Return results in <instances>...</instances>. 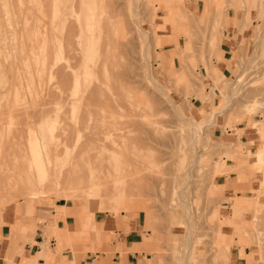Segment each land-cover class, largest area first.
<instances>
[{
    "label": "rangeland",
    "instance_id": "obj_1",
    "mask_svg": "<svg viewBox=\"0 0 264 264\" xmlns=\"http://www.w3.org/2000/svg\"><path fill=\"white\" fill-rule=\"evenodd\" d=\"M16 1L19 6L22 4V9L12 0L15 11L18 9L22 11L27 4L30 5L26 7L25 13L23 11L20 14L17 13L22 16V19L25 16L23 24L20 16L19 20L15 15L16 13H13L14 18L9 20L10 12L0 9L3 15L1 11L0 14L5 16L0 15L2 22L0 23V70L5 68L0 72V140L4 141L5 137V141L12 140H10L12 147L7 143L5 148L15 149L20 142L28 145L44 143L45 136L49 135L48 141L59 144L58 147L61 149L57 152L58 161L66 163L67 160L71 161L73 156L72 161L77 158L84 163L80 166V173L87 175L88 166L85 163L89 162L95 166L99 163V156L111 157L115 152L111 150L113 145L109 146V150L96 147L101 141L97 144L94 135L78 138L76 129L83 126L81 122L87 110L91 115L89 120L91 126H100L101 118L99 117L103 115L99 113L103 111L101 108L103 104L100 102L105 104L108 101V106H114V111L117 104L116 109L119 107V111H115L118 112L117 114L112 112L107 115H113L114 119L127 122L129 128H127L126 137L129 135L127 139L131 141L127 140L124 143L126 146L129 145L128 147L132 146L129 151L128 147H122L123 145L118 147L120 150L123 148L124 151H121L123 155L128 153L129 158L124 155L126 158L123 159L128 158L130 161L126 163L123 160L120 163V159L118 170L115 166L113 171L120 170L127 175L131 174L127 176V193L123 204L116 206L114 202H110V207L107 206L103 210L99 209L97 199L80 195L83 198L73 196L68 200L51 186L40 187L35 194L29 196L11 194L14 195V197L10 196L11 201L9 198L7 202H0L2 262L17 264L22 254L31 249L29 240H25L22 245L18 243V239H21L18 225L22 222L30 226L29 236L35 237L40 242L38 246H34L33 253L38 250L43 254L54 253L59 249V242L66 239L67 241L61 243L65 260L71 259L74 264L92 261H95V264H113L112 256L115 247L110 244L111 237L110 232L107 231L106 220L116 221L119 228H122V221L126 220L137 226L138 243L133 250L140 253V257H147L148 264H230V252H225L226 246H230L229 251L232 247L253 246L257 254L255 257L252 254L248 256L250 260L248 264H264V204L262 203L264 189L262 192L251 190L250 193H245L244 189L232 186L227 181L230 173L236 169L244 171L247 167L251 171L264 170V154L260 157L256 156L257 152L264 150V0H106V2L96 0L100 1L95 11L96 17L101 19L103 25L104 21H107L104 27L107 25V28L109 25L108 33L103 25L102 28H95L91 32L90 13L87 11L89 5L84 3V11L72 19L73 24L70 26L74 33L82 36L84 33L85 36H83L84 39L75 37L77 40H75V47L79 53L84 47L81 53L84 59L77 53L78 60L74 63L79 62V67L75 65L74 69L69 67L72 60L66 58L64 39L58 38L60 35L64 37L70 27L63 26L61 19L55 18L53 12L52 17L49 15V9L53 11L50 5L54 0H44L47 8L45 2L41 0H27L26 5H24L26 0ZM92 1L89 0L90 3ZM40 2L44 3L42 4L44 7L39 5ZM104 3H107V6ZM100 4L102 6L104 4L103 8L106 9L102 10ZM33 5L35 6L31 8ZM45 8L50 18L47 21ZM205 9L208 12L204 13ZM229 10L234 17L237 13L241 17V20L236 23L238 29L234 38L238 33L243 39L244 29L251 27L252 41L235 61L226 62L225 71H220L215 60L222 59L219 45L224 33L223 26L228 24ZM43 11L46 13L44 14ZM26 15H30V18L33 15L35 19H27ZM112 15L115 17L113 18ZM120 15L122 18L119 17ZM2 18L5 19L2 21ZM42 18L50 25L47 26L44 21L45 25H43L44 23L42 24L40 20ZM115 18L122 20L116 19L118 21L116 23ZM14 19L16 22L12 25L10 21L14 22ZM55 19L60 23L58 24ZM79 19H83L82 25ZM18 22L22 25L20 26ZM32 23H35L33 28L30 25ZM116 26L120 31L115 28ZM15 28L17 32H13L16 31ZM114 28L115 31H112ZM18 31L23 34V38L28 35V40L27 38L25 40L29 45L28 48L25 43L26 46H24V40H20L22 44H19L18 38L22 37V34ZM22 31L27 32L24 34ZM53 32L59 35L55 33L54 36ZM48 36L51 38L50 42L53 37L55 38L51 45L48 42ZM12 38H14L13 41ZM17 43L19 45L17 48H20L16 50ZM48 44L49 48L53 47L50 51L47 48L44 54ZM82 44L84 46H81ZM25 47L26 50H22ZM14 49L21 53L18 54L19 51L16 53ZM8 51H11V55ZM13 53H16L15 56ZM11 56L16 64L18 62L17 66L14 65V61L11 62L13 60ZM19 56H22L23 65L16 60L20 58ZM23 56H28L30 61L28 57L23 58ZM103 57L106 58V62ZM46 58L48 59L46 65L50 62L48 68L44 66ZM9 62L13 63L10 71L14 69V66L16 69L20 63L23 68L19 69V66L18 69H24L23 72L26 74L14 69L16 73L14 74L13 71L10 73H13L14 78L18 74L21 78L14 79L8 74ZM86 66H91V69L96 68L95 72L98 74L83 73ZM30 67H35L37 70ZM49 67H51L50 70ZM57 69H61V72ZM34 72L35 78H33ZM63 72L65 75H62ZM10 76L14 80H21L20 84L13 79L10 81ZM25 76H29V79ZM76 77L80 82L75 88ZM23 79L30 80L28 81L30 83L27 81L24 83ZM34 79L37 80L35 82L38 83L36 84L38 89L35 87ZM11 82H16L15 87H12ZM31 83L33 91L29 88ZM17 84H19L18 87ZM85 85L89 87L93 85L91 94L83 93L82 88H85ZM10 87L14 88V91H10ZM23 91H25L24 94ZM34 92L36 95L32 94ZM81 93L84 94H82L83 97L86 96L87 104H84L85 98L82 99V95L79 96ZM125 97L127 101L124 100ZM9 98L12 100L10 101ZM12 102H16L13 104L16 112L13 109L10 111L11 109L7 107L9 106L7 103L11 105ZM24 102L26 104L23 105ZM88 104L94 108L88 107ZM107 104H105L106 107ZM16 105H21V108L29 105L24 108V112H27L26 109L30 111L28 110V114L22 116L21 108L19 107L20 111L17 113ZM106 107L104 109L110 108V106ZM41 108L48 109L45 119L43 118L45 109L42 110V115L39 113ZM50 109L52 111L47 112ZM121 111H123L122 115ZM77 114L81 115L76 117ZM92 114L95 115L92 117ZM107 115V120L113 119ZM95 118L98 121H95ZM190 125L191 127L194 125L193 130H190ZM250 127L256 130L258 139L245 137V130ZM43 128H45L44 132H42ZM9 130L10 133L15 132L18 137L22 134V138L7 137ZM18 131H20L19 135ZM3 132L6 133L2 139ZM100 137L103 136L100 135ZM193 138L194 142L191 140ZM60 139L66 143L67 148L60 147L62 142ZM109 154L111 155L108 156ZM63 157L67 159L63 160ZM252 158L256 161L252 162ZM115 162L116 160L114 165L117 164ZM121 164L123 170L120 168ZM230 188H233V191H228ZM101 190L104 188L101 187ZM237 191L242 194L240 197L237 196ZM56 204H62L63 208L72 206L73 216L70 218L68 214L65 215L63 208L55 207ZM185 204L188 205L185 206ZM30 208L32 211L29 210ZM85 209L90 211V214L93 213L94 226L83 225ZM54 213H58L57 223H52ZM35 221L38 222L39 227L34 225ZM42 242L47 243V251H43ZM45 259L53 261V257L50 256H46ZM45 259L42 255L38 256L37 263H45Z\"/></svg>",
    "mask_w": 264,
    "mask_h": 264
},
{
    "label": "bare ground",
    "instance_id": "obj_2",
    "mask_svg": "<svg viewBox=\"0 0 264 264\" xmlns=\"http://www.w3.org/2000/svg\"><path fill=\"white\" fill-rule=\"evenodd\" d=\"M25 1V0H24ZM42 2H45L44 0H41ZM52 1V0H51ZM100 1H102V0H100ZM99 1V2H100ZM12 2V0H0V9H2L3 11L4 10H6V12L7 13H9L10 12V14L8 15V17H9V20L10 19H13L14 17H12L13 16V13H16L15 15H17V13L18 14H20V12H22L23 11V13H25V9H26V7L27 6H30V5H26V2L28 3V1L26 0L25 1V4L24 5H26V7L24 8V10H22V11H20L19 9V11L17 10V7H16V10L17 11H15V10H13V9H15V4L14 5H12L13 4V2H17L18 3V1H14L13 0V2ZM22 2V1H21ZM33 2V1H32ZM99 2H97L96 0H93L92 1V3H90L89 2V0H80V1H78V2H76L75 0H54V2H52V5H50V8H51V6L53 7V11H52V9H49V12H50V16H51V14H52V12H53V14H54V16H55V18H60L61 19V22L63 23V26H67V28H68V26L70 27L71 26V24H73V21H72V19L73 18H75V17H77V15H79L82 11H84V6H83V4L84 3H87L88 5H89V9L87 10V11H89V16H90V18H89V23H90V26H91V32L93 31V29H97V28H102V22H101V19L100 18H98V17H96V13H95V11H96V9L99 7L97 4L99 3ZM104 2H106V0L104 1ZM17 3H16V5H17ZM51 3V2H50ZM101 3H103V2H101ZM135 3V2H134ZM34 4V3H33ZM42 4H44V3H39V5L41 6V7H44V5H42ZM105 4V6H107L106 4L107 3H104ZM104 4H103V6H104ZM47 4H46V2H45V6H46ZM101 6H102V4H100ZM131 5V4H130ZM14 8H13V7ZM19 8H21L22 9V4H21V6H19V4L17 5ZM35 5H33V6H31V8H33ZM40 6H38V7H40ZM103 6L101 7V8H103ZM104 6V7H105ZM133 6H135V5H133ZM129 7H131V6H129ZM28 8V7H27ZM30 8V9H31ZM46 8H47V6H46ZM46 8H45V11L47 12L48 10H46ZM134 8V7H133ZM29 9V10H30ZM36 9V8H35ZM104 9H106V8H103L102 10H104ZM13 10V11H12ZM33 10V9H32ZM31 10V11H32ZM51 10V11H50ZM130 10H131V8H130ZM1 11V10H0ZM15 11V12H14ZM45 11H43L44 12V14L46 13ZM107 11V10H106ZM33 12L35 13V11L33 10ZM49 12H47V17H48V13ZM110 12V11H109ZM32 13V12H31ZM34 13H33V15H34ZM1 14H2V11H1ZM0 14V15H1ZM107 14V13H106ZM109 14V13H108ZM110 14H112V13H110ZM3 15V14H2ZM1 15V16H2ZM5 15V14H4ZM23 15V14H22ZM32 15V18L33 19H35L34 18V16ZM39 15V14H38ZM37 15V16H38ZM45 15V16H46ZM10 16H11V18H10ZM18 16V19L20 20V18H21V22L22 21H24V17H23V19H22V16L21 15H17ZM19 16H20V18H19ZM28 18L27 19H31V20H33L32 18H30V15L28 16V15H26ZM82 16V15H81ZM104 16H105V14H104ZM2 17H5V16H2ZM40 17V16H39ZM52 17V16H51ZM106 17V16H105ZM111 17V16H110ZM112 17L114 18L115 17V15L113 16L112 15ZM116 17H118L117 15H116ZM119 17H121V15L119 16ZM41 18V17H40ZM81 18V17H80ZM104 18V17H103ZM109 18V17H108ZM122 18V17H121ZM120 18V19H121ZM3 19H5V18H2V21H3ZM7 19V18H6ZM16 19H17V17H16ZM16 19H14L15 21L14 22H12V20L10 21L11 22V24L12 23H15L16 22ZM47 19H49L50 20V18L48 17V18H46V21H47ZM105 19H107V18H105ZM117 18H115V22L117 23L118 21H121L120 19L117 21L116 20ZM8 20V19H7ZM40 20H42V24L45 22L44 20H43V18L42 19H40ZM48 20V21H49ZM75 20V19H74ZM81 19H79V21H80ZM83 20V19H82ZM82 20L80 21V23H81V25H82ZM18 21V20H17ZM44 21V22H43ZM55 21L58 23H60V21L58 20L57 21V19H55ZM109 21V20H108ZM113 21H114V19L111 21V27H112V24H113ZM21 22H18V23H20V26L23 24V22H22V24H21ZM31 22V21H30ZM49 22H51V21H49ZM54 22V21H53ZM105 23L107 22V21H104ZM0 23L2 24V22L0 21ZM5 23H6V21H5ZM18 23H17V25H18ZM36 23V22H35ZM35 23H32V24H30V25H32V28H33V24H35ZM46 23V22H45ZM45 23L43 24V25H45ZM58 23V24H59ZM105 23H104V25H105ZM8 24V23H7ZM47 24V26H49L50 25V23H46ZM107 24V23H106ZM5 25V24H4ZM13 25V24H12ZM14 25H16V24H14ZM25 25V24H24ZM29 25V26H30ZM42 25V26H43ZM55 25V24H54ZM57 25V24H56ZM85 25V24H84ZM104 25H103V27H104ZM19 26V27H20ZM38 26V25H37ZM41 26V27H42ZM51 26H52V24H51ZM50 26V28H52ZM107 26V25H106ZM106 26L104 27L105 29H106V31H107V29H108V27H109V25H108V27L106 28ZM12 28H14L13 26H11ZM31 27V26H30ZM41 27H39V28H41ZM54 27V26H53ZM83 27V26H82ZM81 27V28H82ZM21 28H23V27H21ZM27 28H29V27H27ZM31 28V29H32ZM104 28L102 29V30H104ZM116 29H118L117 28V26L115 27ZM115 28H114V30H112V31H115ZM77 29V28H76ZM109 29H111V28H109ZM14 30V29H13ZM15 30L16 31H13V32H17V29L15 28ZM19 30V29H18ZM22 30H24V29H22ZM29 30H30V28H29ZM28 29H27V31H29ZM54 30V29H53ZM57 30H59V29H57ZM56 30V31H57ZM84 30V29H83ZM82 30V31H83ZM119 30V29H118ZM21 31V30H20ZM27 31H25V33L27 32ZM79 31V30H78ZM77 31V32H78ZM98 31H99V29H98ZM98 31H96L97 33H98ZM120 31V30H119ZM19 32V31H18ZM23 32V31H22ZM30 32H32V31H30ZM45 32V31H44ZM67 32V31H66ZM75 31H73V29H72V27H70L69 28V30H68V32H67V34L64 36V37H62L63 35H60V36H58V38H62V40L64 41L63 42V44L65 43V46H66V51H67V59L68 60H72L71 62H72V64H69V67L71 68V69H74V68H76V67H79L78 65H79V62L77 63V64H75L77 61L76 60H78L77 58H78V56H77V53H79V51L76 49L77 47H75L76 45H75V37H83L84 36V33H83V36L82 35H78V33H74ZM100 32V31H99ZM108 32H110V30L109 31H107V33ZM24 33V32H23ZM24 33V34H25ZM48 33V32H47ZM50 33V32H49ZM54 33V36H55V33H57V32H53ZM64 33V32H63ZM97 33L95 34V35H97ZM19 34H22L21 32H19ZM18 34V35H19ZM27 34H29V33H27ZM58 34V33H57ZM110 34V33H109ZM115 34V33H114ZM16 36L15 37H17V34H15ZM30 35H31V33H30ZM29 35V36H30ZM45 35H49V34H46L45 33ZM59 35V34H58ZM108 35V34H107ZM111 35V34H110ZM28 36V35H27ZM27 36L25 37V35H24V37L25 38H23V34H22V37H19L18 39H19V41L20 40H24L23 41V44L25 43H27L25 40H26V38H27ZM86 36H88L87 34H86ZM90 36V35H89ZM45 37H47V36H45ZM44 37V38H45ZM49 37V36H48ZM85 37V36H84ZM84 37H83V39H84ZM5 38H7V37H5ZM20 38H23V39H20ZM60 38V39H61ZM87 38H89V37H87ZM105 38H107V36L105 37ZM13 39L14 38H12V41H13ZM46 39V38H45ZM50 37L48 38V42H50ZM59 39V40H60ZM83 39H82V41H83ZM111 39V38H110ZM9 40V39H8ZM7 40V41H8ZM17 40V39H16ZM27 40H28V38H27ZM55 40V38L53 37V39H52V41H54ZM85 40H86V38H85ZM103 40H104V38H103ZM12 41L10 42V43H12ZM51 41V42H52ZM77 41V40H76ZM81 41V42H82ZM106 41H107V39H106ZM106 41H104V42H106ZM110 41V40H109ZM15 42H17V41H15ZM51 42L49 43L50 45H51ZM103 42V41H102ZM47 43V42H46ZM54 44H55V42H53ZM99 43H101V42H99ZM110 43V42H109ZM14 44V43H13ZM16 44V43H15ZM19 44H22L21 43V41L19 42ZM24 44V46H26L27 45V48H28V44H26L25 45ZM49 44L46 46V50H45V52H44V54L46 53V51L48 50L47 48H49L50 46H49ZM83 44H84V42H83ZM81 45V46H84V45ZM11 45V44H10ZM56 45V44H55ZM99 45V44H98ZM102 45H104V44H102ZM11 46H13V45H11ZM19 45H18V43H17V46H16V50L17 49H19V48H17ZM21 46V45H20ZM49 46V47H48ZM105 46V45H104ZM104 46H102V48L104 47ZM109 46H110V44H109ZM44 47V46H43ZM52 47L53 46H51V48H49V51H50V49H52ZM111 47V46H110ZM12 48V47H11ZM82 48V47H81ZM98 48V47H97ZM26 50V47L25 48H23L22 50ZM83 49H84V47H83ZM83 49L82 50H80L81 52L79 53V55L80 56H82L81 55V53H82V51H83ZM101 49V48H100ZM99 49V50H100ZM111 49V48H110ZM15 50V49H14ZM15 50V51H16ZM21 50V49H20ZM29 49H27V51H28ZM34 50V49H33ZM36 50V49H35ZM105 50V49H104ZM12 51V50H11ZM11 51L9 52L8 51V53L11 55ZM19 51V50H18ZM18 51H16V53L18 52ZM43 51V50H42ZM42 51H41V54H42ZM78 51V52H77ZM37 53H38V51H36ZM109 52V51H108ZM16 53H13V56H15L14 54H16ZM21 53V51H19L18 52V54H20ZM104 53V52H103ZM264 53V52H263ZM17 54V55H18ZM17 55H16V57H17ZM22 55V54H21ZM23 55H24V52H23ZM25 55H26V52H25ZM28 55V54H27ZM47 55V54H46ZM45 55V56H46ZM49 55H50V53H49ZM100 55H102L101 54V51H100ZM28 56H30V55H28ZM27 56V57H28ZM32 56V55H31ZM51 56V55H50ZM20 57V56H19ZM22 57V56H21ZM21 57L19 58V59H17L16 58V60L18 61L19 60V62L20 63H22V65H23V61L21 60ZM27 58L26 56H23V58ZM44 57V56H43ZM112 57V56H111ZM11 58L13 59V57L11 56ZM29 58V57H28ZM40 58H42V57H40ZM39 58V59H40ZM51 59V57H48V59ZM101 58V57H100ZM104 58V57H103ZM113 58V57H112ZM47 59V58H46ZM45 59V60H46ZM48 59L46 60V62H45V68L47 67L48 68V65H49V63L50 62H48V65H46V63H47V61H48ZM82 59H84V57L82 56ZM82 59L80 60V63H81V61H82ZM25 60V59H24ZM29 61H30V58L28 59ZM97 60H98V58H97ZM97 60L95 61V62H97ZM103 60V59H102ZM14 61V59L13 60H11V62H13ZM22 61V62H21ZM51 61V60H50ZM54 61V60H53ZM53 61H51V62H53ZM74 61H75V63H74ZM104 61L106 62L107 60H106V58H104ZM39 62V61H38ZM70 61H69V63H71ZM0 63H1V61H0ZM13 63H15V61L13 62ZM12 63V64H13ZM20 63H19V66H20ZM32 63V62H31ZM12 64L9 62V68H8V70H9V73L8 74H10V75H12L13 76V78H14V75H13V73L15 72L16 73V71H13L14 69H15V66H17L18 65V62H17V64L15 63L14 65V69L12 70L13 71V73L11 74L10 72H12V71H10V68H11V66H12ZM30 64V63H29ZM28 64V65H29ZM53 63H51V65H52ZM63 64H65V63H63ZM62 64V65H63ZM106 64V63H105ZM32 66H35V64H31ZM30 65V66H31ZM50 65V66H51ZM75 65H77L76 67H75ZM95 65H96V63H95ZM99 65V64H98ZM18 66V67H19ZM13 67V66H12ZM18 67H16V69H18ZM21 67L22 66H20V68L19 69H21ZM60 67H61V65H60ZM80 67H81V65H80ZM23 68V67H22ZM30 68H33V70L35 69V67H30ZM39 68V67H38ZM50 68L51 67H49V70H50ZM62 68V67H61ZM81 68H83V66L81 67ZM92 67L90 66V67H88V66H86L85 68H84V71L85 72H83V73H85V74H89L90 73V75H91V73L92 72H95V69L96 68H94V69H91ZM98 68V67H97ZM3 69V68H2ZM0 70V72H2V71H4V69L3 70ZM12 69V68H11ZM15 69V70H16ZM18 69V70H19ZM56 69V68H55ZM64 69V68H63ZM7 70V71H8ZM32 70V71H33ZM35 70H37V69H35ZM40 70V69H39ZM43 70H44V68H43ZM43 70H41V71H43ZM47 70V69H46ZM49 70H47L48 72H49ZM53 70V69H52ZM58 70H60V71H58ZM65 70V69H64ZM63 70V71H64ZM81 70V69H80ZM264 70V69H263ZM23 72L24 71V69H22V70H19V72ZM29 71H31V69L29 70ZM57 71L58 72H61V69H57ZM68 71V70H67ZM97 71V70H96ZM99 71V70H98ZM18 72V73H19ZM36 72V71H35ZM35 72H34V75H33V78H35L36 76H35ZM66 72V71H65ZM65 72H63L62 73V75H65ZM14 73V74H15ZM17 73V74H18ZM31 73V72H30ZM67 73V72H66ZM81 73H82V71H81ZM96 74L95 75H97L98 73L97 72H95ZM23 74H26L25 72H23ZM22 74V75H23ZM32 74H33V72H32ZM31 74V75H32ZM102 74V72L100 73V75ZM110 74V73H109ZM3 75H4V73H3ZM22 75H20V76H22ZM31 75H29V76H31ZM38 75V74H37ZM49 75V74H48ZM61 74H60V76H62ZM72 75V74H71ZM93 75V74H92ZM100 75H98V76H100ZM264 75V74H263ZM7 76V75H6ZM12 76H10L11 78H10V81H12L11 79H13L12 78ZM17 76V75H16ZM15 76V78H20V77H18L19 76V74H18V76L16 77ZM24 76V75H23ZM29 76H25V77H29ZM35 76V77H34ZM38 77V76H37ZM7 78V77H6ZM14 78V79H15ZM22 78H24V77H22ZM41 78L43 79V76H41ZM64 78V77H63ZM82 78V77H81ZM8 79V78H7ZM13 79V80H14ZM21 79V78H20ZM25 79V78H24ZM24 79H23V81H24ZM29 79V78H28ZM36 79H38L39 80V78H36ZM72 79V78H71ZM261 79V78H260ZM81 80V79H80ZM87 80H88V78H87ZM14 81H16L17 83H19L20 84V82H21V80H14ZM22 81V82H23ZM27 81V79L24 81V83ZM28 81H30V80H28ZM27 81V83H30V82H28ZM31 81H33V80H31ZM35 81H37V80H35L34 79V81L33 82H35ZM63 81V80H62ZM16 82H14V83H16ZM32 82V83H33ZM61 82V81H60ZM80 81H79V79H78V77H76V79H75V82H74V87L76 88L77 87V84L79 83ZM82 82H83V80H82ZM89 82H90V80H89ZM93 82H94V80H93ZM13 82H11V85H12V87L15 85ZM32 83L31 84H29V85H31V86H29V88L30 89H32L31 87L33 86L32 85ZM42 83V82H41ZM65 83V82H64ZM264 83V82H263ZM19 84H17L16 86L18 87V85ZM36 84H38L37 82H35V87L37 86ZM60 84V83H59ZM93 84V83H92ZM95 84V83H94ZM22 85V84H21ZM70 85V84H69ZM82 85V84H81ZM26 86V85H25ZM86 86V85H85ZM15 87V86H14ZM16 87V88H17ZM27 87H28V85H27ZM66 87V86H65ZM70 87V86H69ZM37 88V87H36ZM59 88H60V86H59ZM11 89V90H10ZM10 91H12L14 88H11L10 87ZM35 89V88H34ZM38 89V88H37ZM62 87H61V91H62ZM71 89V88H70ZM84 91H83V93L84 92H88L89 94H91L92 92H93V85L92 86H86L85 88H82ZM21 90V89H20ZM65 90V89H64ZM14 91V90H13ZM19 91V90H18ZM31 91H33V89L31 90ZM37 91V90H36ZM6 92H9V91H7L6 90ZM24 92L25 91H23V94H24ZM38 92H39V90H38ZM15 93V92H14ZM83 93H81V94H79V96H81ZM6 94V93H5ZM10 94V93H9ZM13 94V93H12ZM33 95L35 94V92L34 93H32ZM85 94V93H84ZM83 94V95H84ZM8 95V94H7ZM11 95V94H10ZM10 95H9V97H10ZM14 95V94H13ZM32 95V96H33ZM36 95V94H35ZM83 95L81 96L82 97V99L83 98H85L86 96H84L83 97ZM115 95H116V92H115ZM16 96V95H15ZM15 96H14V99H16L15 98ZM18 96V95H17ZM22 96V95H21ZM29 96V95H28ZM27 96V97H28ZM69 96H71V95H69ZM125 96V95H124ZM34 97V96H33ZM32 97V98H33ZM81 97H80V99H81ZM112 97V96H111ZM2 98V97H1ZM11 98H12V95H11ZM11 98H9V100L11 99ZM19 98V97H18ZM17 98V99H18ZM31 98V99H32ZM79 98V97H78ZM13 99V98H12ZM11 99V100H12ZM76 99V98H75ZM75 99H72V100H75ZM100 99V98H99ZM117 99V98H116ZM115 99V100H116ZM128 99V98H127ZM8 100V101H9ZM10 100V101H11ZM79 100V99H78ZM89 100V99H88ZM119 100V99H118ZM117 100V101H118ZM124 100H126V97H125V99ZM15 101V100H14ZM24 101H25V98H24ZM85 103L84 104H87L88 103V101L86 100V98H85ZM90 101V100H89ZM98 101H100V100H98ZM106 101V100H105ZM127 101V100H126ZM20 101L18 100V103H19ZM92 102H93V100H92ZM91 102V103H92ZM109 102H110V100H109ZM129 102V101H128ZM16 103V102H15ZM15 103H13L12 102V104L10 105V104H8L7 103V105H9V106H7V107H9V110L10 111H12V109L15 107V105H13V104H15ZM100 103H102L103 105H102V107H101V105H100V107L101 108H103V111L105 112H103V111H100L99 113H101V114H103V115H101V117H99V118H101V119H99L98 118V116H97V118L101 121V124H100V126H91V124L89 123V120H90V118H91V115H90V112L87 110L86 112H84V114H85V116H84V118H82V124H83V126H79V127H77V129H76V131H77V134H78V138H80V137H82V136H85L86 138H88L90 135H94V140H96V142H97V144L98 143H100V141H101V143L100 144H98L96 147H103L104 148V150H109L110 148H109V146L110 145H113V146H115V147H113V146H111V150H113V152H115L114 154H112V156L111 157H104V156H99V159H98V162L99 163H96L97 165H95V166H93L91 163H89V162H87V163H85L86 164V166H88V172H87V175H83L82 173H80V171H81V169H80V166H81V164L83 165L84 163L83 162H81L79 159H77V158H75L74 159V161H72V159L74 158L73 156H72V159H71V161H69L68 162V160H67V162L66 163H62V162H60V161H58V158H57V156H58V150H61V149H59V147H58V145L59 144H54V143H50V140L48 141V137H49V135H46L45 133H43L44 135H46L45 136V138H47V139H45L44 138V143H41V142H38V143H36L35 145H33V144H27V143H18L16 146V148L15 149H13V148H5L6 146V144L7 145H9L10 144V140L9 139H7V140H9V142L6 140L5 141V139H6V137L4 138V133H6V132H3V133H1L2 134V139L4 140V141H1L0 140V202H7V201H9V198H10V201H11V197L13 196L14 197V195H11V194H16V193H18V194H21V195H23V196H29L30 194H35L36 192H37V189L38 188H42L43 186H51V188L52 189H55V191H57V192H59V193H61V195L62 196H64V198L65 199H71L73 196H79V198H83V197H80V195L81 196H85V197H92V198H94V199H97L98 201H99V209H104V208H106L107 206L108 207H110V205H109V203L110 202H114V205H116V206H118V205H120V204H123V202H124V197H125V195H126V190H127V176L128 175H130V174H126V172L125 173H122V171H120L119 170V172L118 171H113L114 169L113 168H115V166L117 167L116 169L118 170V161L120 160V163L121 162H123V160L127 163L128 161H130L128 158V153L126 154H124V155H127V159H123V158H126V156L124 157V155H123V153L121 152L122 150H123V148L122 147H128L129 145H127L126 146V143H124V142H127V140L128 141H131V140H129V139H127V137L129 136V135H127V137H126V132H127V134H128V129L127 128H129L128 127V124H127V122H125V120L124 121H120V120H118V119H114V116L113 115H109L110 117H113V119L112 120H107L106 119V115L107 114H109V113H111L112 114V112H115V111H119V107H118V109H116V107H117V104L115 105V111H114V106H112L113 107V110H111V105H109L110 106V108H107V107H109L108 106V101L105 103V104H107V107H106V105L103 103V102H100ZM120 103V102H119ZM119 103H118V106H120L119 105ZM127 103V102H126ZM130 103H132L131 101H130ZM134 103V102H133ZM5 104V103H4ZM24 104H26L25 102L23 103V105ZM111 104V103H110ZM121 104V103H120ZM128 104V103H127ZM21 105H22V103H21ZM21 105H16V110H17V108H18V112L17 113H19V111L21 110V112H20V115H27L28 114V110L29 109H26L27 110V112L25 113L24 112V108H26L27 106H29V105H25V107L24 106H22V108H23V111H22V108L20 107ZM105 105V106H104ZM11 106H13V107H11ZM85 106V105H84ZM84 106H79V107H84ZM87 106V105H86ZM90 106V104H88V107ZM104 106V107H103ZM135 106H137V105H135ZM11 107V108H10ZM21 109H20V108ZM93 107V106H92ZM91 106H90V108H92ZM99 107V108H100ZM107 108V109H104V108ZM121 107V106H120ZM124 107V106H123ZM94 108V107H93ZM15 109V108H14ZM14 109H13V111H14ZM20 109V110H19ZM43 109H45V108H43ZM42 108H41V111L38 109V111H40L39 113L42 115L43 114V110ZM83 108H81V110H82ZM85 109V108H84ZM86 109H89V108H87L86 107ZM96 109V108H95ZM122 109V108H121ZM126 109V108H125ZM129 109V108H128ZM127 109V110H128ZM133 109V108H132ZM134 109H136V107L134 108ZM46 110H48V109H45V113L43 114V115H45V114H47L46 113ZM80 110V111H81ZM96 110H98V109H96ZM96 110H93V112H96ZM30 111V110H29ZM37 111V110H36ZM52 110L50 109L49 111H47V112H51ZM77 111L79 112V110H78V107H77ZM107 111V112H106ZM132 111H134V110H132ZM136 111H137V109H136ZM14 112H16V111H14ZM58 112V111H57ZM125 112V111H124ZM135 112V111H134ZM8 113H9V111H8ZM34 113V112H33ZM77 113V112H76ZM81 113V112H80ZM83 113V112H82ZM97 113V112H96ZM99 113H98V115H99ZM116 114L118 113V112H115ZM122 113H123V111H121V115H122ZM128 113H130L129 111H128ZM132 113V112H131ZM11 114V113H10ZM14 114H16V113H14ZM114 114V113H113ZM115 114V115H116ZM17 115V114H16ZM19 115V114H18ZM17 115V116H18ZM55 115H57V114H55ZM60 116H62L61 114H59ZM78 115H81V114H77L76 115V117L78 116ZM95 115V114H94ZM93 114H92V117L94 116ZM129 115V114H128ZM10 116V115H9ZM12 116V115H11ZM95 116V117H96ZM108 116V115H107ZM108 116V117H109ZM125 116H126V114H125ZM132 116V114L130 115V117ZM135 116V115H134ZM138 116V115H137ZM41 117H43V116H41ZM45 117H47L46 115L43 117L44 119H45ZM59 117V116H58ZM57 117V118H58ZM107 117V118H108ZM109 117V118H110ZM119 117V116H118ZM136 117V116H135ZM146 117V116H145ZM42 118V120H44ZM59 118H61V117H59ZM75 118V117H74ZM97 118H95V121H98V119ZM116 118V117H115ZM127 118V117H126ZM133 118V117H132ZM137 118H139V117H137ZM78 119H80V117H78ZM131 119V118H130ZM61 119H59V121H60ZM62 120H63V118H62ZM75 120H77V119H75ZM132 120V119H131ZM141 120V119H140ZM188 120V119H187ZM79 121V120H78ZM142 121H144V120H142ZM41 122H43V121H41ZM77 122V121H76ZM80 122V121H79ZM139 122V121H138ZM144 122H146V121H144ZM80 123V124H81ZM42 124H44V122L42 123ZM59 124H60V122H59ZM131 124V123H130ZM191 124H192V122H191ZM76 125H77V123H76ZM142 126V125H141ZM45 127V126H44ZM76 127V126H75ZM137 127H139V126H137ZM145 127V126H144ZM190 127H191V125H190ZM192 127H194V125L192 126ZM191 127V128H192ZM61 128V127H60ZM141 128V127H140ZM190 128V130H193L194 128H192L191 129ZM45 128H43L42 129V132H44L45 130H44ZM11 130V129H10ZM10 130L8 131V134H6L7 135V137H10V138H16V133L14 132H12L11 131V133H10ZM138 130V129H137ZM133 131V130H132ZM135 131V130H134ZM196 131V130H195ZM194 131V132H195ZM20 131H18L17 133H18V135L20 134L19 133ZM191 133H192V131H191ZM190 133V134H191ZM30 135V134H29ZM74 135H75V133H74ZM100 135H102L103 137L101 138L100 137ZM192 136H193V134H191ZM190 135V136H191ZM1 136V135H0ZM48 136V137H47ZM18 137V136H17ZM44 137V136H43ZM55 137V136H54ZM57 137H59V135H57ZM194 137V136H193ZM18 138H22V134H21V137H18ZM192 138V137H191ZM195 138V137H194ZM191 139L193 142H194V140L195 139ZM17 139V138H16ZM75 139V138H74ZM19 140V139H18ZM61 140V139H60ZM12 141V140H11ZM55 141V140H54ZM56 141H58V140H56ZM62 141V140H61ZM18 142V141H17ZM57 143V142H56ZM76 144V143H75ZM12 144H10V147H12L11 146ZM69 145V144H68ZM123 145V146H122ZM120 146H122L121 148V150L120 149H118V147H120ZM60 147H68L67 145H66V143L64 142V141H62V142H60ZM130 147H132V146H130ZM130 147H128V151H129V149H130ZM127 150V149H126ZM124 151V150H123ZM63 152H64V150H63ZM62 152V153H63ZM130 153V152H129ZM263 154H264V150L263 151H261V152H257L256 153V156L257 157H260V156H263ZM111 154H109L108 156H110ZM116 155V156H115ZM60 156H62V155H60ZM62 158V157H61ZM71 158V157H70ZM69 158V159H70ZM64 159H67V157H63V160ZM60 160H62V159H60ZM62 160V161H63ZM114 160H116V162H117V164H115L114 165ZM66 161V160H65ZM64 161V162H65ZM115 162V163H116ZM123 164V163H122ZM121 164V165H122ZM121 165H120V168H121V170H123L122 168H123V165H122V167H121ZM129 166V165H128ZM128 169V168H127ZM126 169V170H127ZM125 170V169H124ZM132 170V169H131ZM74 176V177H73ZM101 187H103L104 188V190H101ZM182 189H185V188H182ZM13 192V193H12ZM15 192V193H14ZM50 192V191H49ZM48 192V193H49ZM184 192V191H183ZM45 193V192H44ZM47 193V192H46ZM45 193V194H46ZM181 193V192H180ZM179 193V194H180ZM11 196V197H10ZM131 196V195H130ZM21 198H22V196H20ZM19 198V197H18ZM18 198H12V199H18ZM30 201L32 202V200L30 199ZM107 203H108V205H107ZM188 204H185V206H187ZM55 207H57V208H59V207H61V208H63L64 206L63 205H61V204H59V205H55ZM111 207H113V206H111ZM33 208V207H32ZM75 209H77V208H75ZM108 209V208H107ZM30 211H32V209L30 208L29 209ZM63 210H64V212H65V215L66 214H68V216H70V218L73 216V213H74V211H73V208H72V206H69V207H67V208H63ZM81 210V209H80ZM90 211H88L87 209H85V211H84V214H85V216H84V218L82 219V223H83V225L85 226H87V225H89L90 227L91 226H94V217H93V213H89ZM79 213V212H78ZM82 226V225H81ZM30 227V226H29ZM219 229L221 228V227H218ZM218 229V230H219ZM217 231V230H216ZM30 232V231H29ZM33 234V233H32ZM219 235V234H218ZM40 244V243H39ZM46 242L44 243V242H42L41 243V247H42V249H43V251H47V246H46ZM223 247H225V246H223ZM230 247V246H229ZM229 247H227L226 246V248H225V252L227 253V252H229ZM221 249H224V248H221ZM49 251V250H48ZM220 251H222V250H220ZM223 251V252H224ZM37 252V251H36ZM52 252V251H51ZM51 252H49V253H51ZM225 254V253H224ZM42 255V257H46V256H50L51 258L53 257V252L51 253V254H43V252L42 251H38L35 255H33V256H31L30 258H32V260H30V264H38L37 263V257L38 256H41Z\"/></svg>",
    "mask_w": 264,
    "mask_h": 264
},
{
    "label": "crops",
    "instance_id": "obj_3",
    "mask_svg": "<svg viewBox=\"0 0 264 264\" xmlns=\"http://www.w3.org/2000/svg\"><path fill=\"white\" fill-rule=\"evenodd\" d=\"M205 7V6H204ZM208 12L207 9H205L204 13ZM226 12V11H224ZM235 13V12H234ZM240 13V12H239ZM252 13V12H251ZM229 18H228V24L224 25V33L221 38V42L219 45L220 49V56H222L221 61L215 60L216 65L218 66V69L226 70L227 69V61L230 63L235 61L239 55L243 52L245 47L249 46L252 41L251 37V27H248L244 29L243 32V39L240 37V34H236V38H234V34L238 29V26H236V23L238 20H241V17L238 16V13L236 14V17L233 16L232 11H228ZM242 14V12H241ZM241 24V23H240ZM250 29V31H249ZM245 137L247 139H258V134L256 133V130L254 128H248L245 130ZM252 162H255L256 160H253ZM234 165V164H233ZM235 166H238L235 164ZM227 181L229 184H232V186L238 187L239 189H244L245 193H250L252 190L257 191L261 190V192L264 189V170L262 171H251L249 169L242 171L237 170L232 171L230 175L228 176ZM228 191H233V188H230ZM256 193V192H255ZM237 196L240 197L242 194L240 191H237ZM262 203L264 204V199L262 198ZM59 205V204H56ZM62 205V204H61ZM54 222L57 223L58 221V213L53 214ZM34 225L39 227V224L37 221H35ZM122 228L118 227V224L116 221L112 220H106V227L107 231L110 232V244L115 247L114 254L112 256L113 264H148L147 263V257H140V253L133 250V247L136 243H138V228L137 226L129 221L123 220L121 223ZM128 227V232H126V228ZM19 232L21 233L20 237L21 239H18V243L22 245L25 240L30 241V247L25 254H22V257L17 264H30V258L31 256L35 255L37 252H34V246H38V243H40L35 237L29 236V227L26 223H19L18 225ZM39 230V229H37ZM41 230V229H40ZM39 230V231H40ZM41 237V235H36V237ZM63 241H67L66 239H63L59 242V249L58 251L53 253V261L50 259H45V263L40 264H74L71 259L65 260L62 254L61 250V243ZM230 264H248L249 255H253L254 257L257 254L256 248L253 246H246L244 248L241 247H232L230 248ZM2 254V253H0ZM0 255V264H6L2 262ZM11 263V262H10ZM39 263V262H38ZM100 263H102V260H100ZM84 264H95V261L92 262H86Z\"/></svg>",
    "mask_w": 264,
    "mask_h": 264
},
{
    "label": "built area",
    "instance_id": "obj_4",
    "mask_svg": "<svg viewBox=\"0 0 264 264\" xmlns=\"http://www.w3.org/2000/svg\"><path fill=\"white\" fill-rule=\"evenodd\" d=\"M52 244H53V240H51Z\"/></svg>",
    "mask_w": 264,
    "mask_h": 264
}]
</instances>
